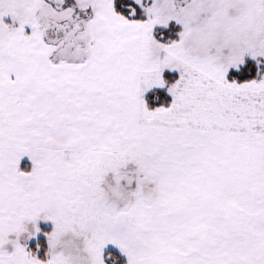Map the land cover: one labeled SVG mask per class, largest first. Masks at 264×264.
<instances>
[{
	"label": "snow or ice",
	"instance_id": "1",
	"mask_svg": "<svg viewBox=\"0 0 264 264\" xmlns=\"http://www.w3.org/2000/svg\"><path fill=\"white\" fill-rule=\"evenodd\" d=\"M0 264H264V0H0Z\"/></svg>",
	"mask_w": 264,
	"mask_h": 264
}]
</instances>
